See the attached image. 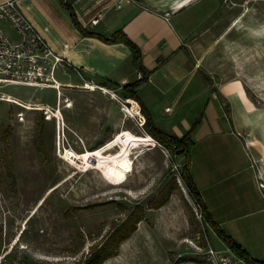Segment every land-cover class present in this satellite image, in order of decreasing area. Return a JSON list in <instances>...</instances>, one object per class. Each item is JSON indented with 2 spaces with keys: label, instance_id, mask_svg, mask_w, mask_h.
Instances as JSON below:
<instances>
[{
  "label": "rangeland",
  "instance_id": "1",
  "mask_svg": "<svg viewBox=\"0 0 264 264\" xmlns=\"http://www.w3.org/2000/svg\"><path fill=\"white\" fill-rule=\"evenodd\" d=\"M149 1L160 2L131 0L139 7ZM213 1L219 14L237 2L247 10L241 30L235 26L229 37L254 22L264 37V0ZM211 4L207 0L203 7ZM257 47L242 68L262 73L264 92V38ZM55 78L57 88L0 85L1 96L14 97L0 98V264H81L137 205L144 207L143 219L118 254L102 264H207L210 250L223 242L201 221L178 176L182 158L172 161L146 135L141 116L119 89L88 87L65 65ZM261 97L258 104H264ZM120 132L132 138L130 146L101 147ZM66 148L75 152L78 165L65 156ZM88 154H96L97 163L82 165ZM168 188L166 203L155 207L153 201Z\"/></svg>",
  "mask_w": 264,
  "mask_h": 264
},
{
  "label": "crops",
  "instance_id": "2",
  "mask_svg": "<svg viewBox=\"0 0 264 264\" xmlns=\"http://www.w3.org/2000/svg\"><path fill=\"white\" fill-rule=\"evenodd\" d=\"M16 1L72 77L118 90L143 73L127 44L84 34L61 0ZM65 1L84 28L106 37L122 29L140 47L143 69L149 72L140 97L159 127L182 136L200 119L191 149L194 181L220 227L250 256L264 261V188L258 178L261 174L264 180V104L257 103L264 93L263 75L242 68L257 55L258 40L264 38L261 26L254 22L229 37L247 15L238 0L221 14L213 0L207 8V0L149 1L146 7L132 2L118 7L119 0ZM101 79L113 86L99 85ZM215 249L231 251L224 243ZM232 253L239 264H250Z\"/></svg>",
  "mask_w": 264,
  "mask_h": 264
},
{
  "label": "trees",
  "instance_id": "3",
  "mask_svg": "<svg viewBox=\"0 0 264 264\" xmlns=\"http://www.w3.org/2000/svg\"><path fill=\"white\" fill-rule=\"evenodd\" d=\"M64 7L70 13L74 24L86 35L97 36L105 42H124L127 44L131 51L135 64L143 71V78L128 83L119 89V93L122 99H127L130 103H133L131 109L140 115L143 120V129L149 137H153L157 145L168 151L172 161H175L177 157L182 158V163L178 169V176L182 180L188 194L192 201L198 206L201 213V221L212 229V231L218 236V238L235 254L240 257H244L250 264H264V261L257 260L249 255V253L242 248L229 234H227L214 220L210 211L208 210L201 193L194 181L191 173V149L194 144L193 132L200 122V119L196 120L191 128L182 136H176L164 131L159 127L148 110L147 106L140 97V90L147 82L148 71L143 69L142 65V52L140 47L122 30H116L111 36L106 37L92 30H88L82 26L77 18V15L73 9L70 1L61 0ZM99 85L101 86H113L107 79H101ZM134 99V100H132ZM136 101L139 103L137 104ZM141 108V111H140ZM94 147L92 149H95ZM175 186L177 184L175 183ZM170 188L162 194V196L155 201L153 205L160 207L166 203L170 194ZM144 207L137 205L134 207L120 223H116L111 231L103 237L101 241L95 244L87 258L81 262V264H102L108 258L116 256L118 254V248L120 244L129 238L133 232L137 229V223L143 219Z\"/></svg>",
  "mask_w": 264,
  "mask_h": 264
},
{
  "label": "built area",
  "instance_id": "4",
  "mask_svg": "<svg viewBox=\"0 0 264 264\" xmlns=\"http://www.w3.org/2000/svg\"><path fill=\"white\" fill-rule=\"evenodd\" d=\"M124 2L131 0H119L117 6L120 7ZM92 22H97V19ZM5 23L11 27L15 36L7 33ZM63 64V58L51 48L25 16L16 0L0 3V85L21 84L35 88H57L55 71ZM137 78H143L141 71ZM143 123L141 118V124ZM252 160L255 163L253 158ZM258 178L261 179L259 186L264 188L262 175L258 174ZM208 261L209 264H239L232 251L220 254L214 249L210 250Z\"/></svg>",
  "mask_w": 264,
  "mask_h": 264
},
{
  "label": "bare ground",
  "instance_id": "5",
  "mask_svg": "<svg viewBox=\"0 0 264 264\" xmlns=\"http://www.w3.org/2000/svg\"><path fill=\"white\" fill-rule=\"evenodd\" d=\"M236 22V21H234ZM234 25V24H233ZM86 86H90L89 83H86L85 84ZM91 87V86H90ZM0 98H6L8 100H14V97H12L10 94H3V96H1L0 94ZM16 99V98H15ZM16 102V101H15ZM21 104H23V102H21ZM30 108V107H29ZM32 108V107H31ZM39 108V107H38ZM60 112V111H59ZM58 112V113H59ZM58 120V118H57ZM64 126V125H62ZM62 131V130H61ZM58 132V131H57ZM62 141V140H61ZM114 143H121L122 147H128L130 146L131 143H133V140L132 138L125 132H120L118 133L114 138H112L106 145L102 146L103 149L110 146L111 144H114ZM65 156H70V159L72 161L75 162L76 165H78L80 162H78V158L75 154V152L71 149H68L66 148L65 149ZM85 163H90V164H94V163H97V157H96V154H88L86 155L84 158H83V161L81 162L82 165H84ZM81 165V166H82Z\"/></svg>",
  "mask_w": 264,
  "mask_h": 264
}]
</instances>
